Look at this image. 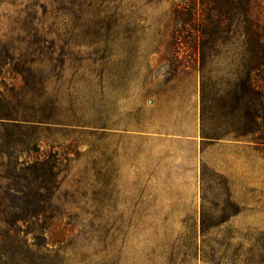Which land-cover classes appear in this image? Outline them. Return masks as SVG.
Returning <instances> with one entry per match:
<instances>
[{
    "label": "rangeland",
    "instance_id": "rangeland-1",
    "mask_svg": "<svg viewBox=\"0 0 264 264\" xmlns=\"http://www.w3.org/2000/svg\"><path fill=\"white\" fill-rule=\"evenodd\" d=\"M53 1L0 0V90L18 92L20 72L43 80L26 104L46 110L32 131L60 161L45 183L36 173L21 179L13 165L36 153L0 141V205L36 202L55 234L50 253L31 251L33 234H22L25 248L9 261L238 264L258 256L264 143L237 135L239 113L210 99L231 102L240 43L217 42L202 73L194 48L172 39L174 9L185 0H97L100 22L78 30L52 25ZM51 49L74 57L52 72ZM197 92L199 144L156 138V126L163 134L182 127L178 111ZM28 185L31 198L12 197Z\"/></svg>",
    "mask_w": 264,
    "mask_h": 264
},
{
    "label": "trees",
    "instance_id": "trees-1",
    "mask_svg": "<svg viewBox=\"0 0 264 264\" xmlns=\"http://www.w3.org/2000/svg\"><path fill=\"white\" fill-rule=\"evenodd\" d=\"M51 13L52 25L62 24L72 30L81 27L91 29L100 22L105 8L98 5L97 0H55ZM174 15L180 26L173 31L172 39L185 41L194 48L202 73L204 63L211 55L209 50H213L217 42L223 45L240 43L239 69L237 81L231 89V102L225 98L210 99L220 109L231 107L239 113V126L235 130L237 135H257V139L264 143V0H185L184 4L175 7ZM72 57V53L64 50L56 53L51 49L48 54L50 71H55L54 63H65ZM64 71L65 68L62 67L57 75ZM20 75L23 85L18 87V92L11 94L0 90V141L8 140V146L11 145L16 150L25 148L17 150L18 154L36 153L37 156L33 159L17 160L13 169L19 172L18 177L21 179H28L29 173H36L45 183L48 176L54 175L58 169L60 161L55 158L59 153H53V150L43 151L41 146L36 145L38 138L33 131L42 126L46 110L26 104L27 101L34 102L40 97V94H36V87L42 85L43 80L22 72ZM27 88L33 91L31 98L28 97ZM14 100H18L19 104L13 105ZM38 113H41L40 116ZM1 152L9 157L12 155ZM24 189L29 191L17 189L12 197L21 194L23 198H31V186ZM44 215L45 209L32 201L0 205V264H13L9 261L11 252H15L22 243L25 248L22 234H33V242L25 243L31 251L52 252L50 244L53 245L51 239L55 234L43 219ZM7 238L19 245L8 244ZM262 247L258 256H243L238 264H264V243Z\"/></svg>",
    "mask_w": 264,
    "mask_h": 264
},
{
    "label": "crops",
    "instance_id": "crops-1",
    "mask_svg": "<svg viewBox=\"0 0 264 264\" xmlns=\"http://www.w3.org/2000/svg\"><path fill=\"white\" fill-rule=\"evenodd\" d=\"M200 100L198 92L193 94L190 99V104L188 105L185 112L178 111L179 115L176 118V123L182 125L180 129L175 128L172 132L168 134H163L159 132L158 126L154 129V136L156 138L163 136L174 143L181 142H191L196 145L199 144L197 141L200 134Z\"/></svg>",
    "mask_w": 264,
    "mask_h": 264
}]
</instances>
